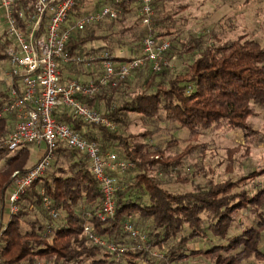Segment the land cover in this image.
I'll return each mask as SVG.
<instances>
[{
  "label": "trees",
  "instance_id": "1",
  "mask_svg": "<svg viewBox=\"0 0 264 264\" xmlns=\"http://www.w3.org/2000/svg\"><path fill=\"white\" fill-rule=\"evenodd\" d=\"M32 1L23 0V3L31 6ZM89 2L76 0L67 23L71 24L82 12L94 11L103 4L114 7L117 14L115 18H102L74 32L65 43L70 61L76 55L109 52L113 48L110 41L114 35L117 36L115 45L122 47L123 35L134 26L132 21V25L114 29L128 16L132 5L138 8L136 0H93L91 10L82 9ZM151 6L153 14L149 25H143L138 14L137 21L145 29L131 34L126 43H140L146 34L157 38L169 35L176 21L173 16L183 8L179 5L170 15L162 13L161 0H151ZM208 34L209 38L216 40L214 33ZM95 40H100L102 45L87 46ZM6 42L2 29L0 58H5L3 49ZM139 43H135L137 49L134 53ZM179 48L184 54H195L183 72L169 75V68L158 72L141 68L116 80L113 85L100 87L91 99L79 98L92 109H95L96 101L103 100L105 111L101 114L114 122L112 131L85 123L64 108L54 110L56 121L94 141L101 154L112 152L116 158L131 164L134 174L121 182L118 175L128 167L123 171L109 172L117 186L113 194L114 212L101 219L96 215L100 208V195L97 181L89 169V159L84 154L57 145L53 156L69 155L66 167H58L27 186L18 197L16 212L0 221V264H30L41 259L58 264H122V261L124 264H166L184 262L187 258H202L209 264H241L253 258L256 263L250 264H264V186L252 193L243 187L246 180L264 174V167L234 179L219 182L206 179L202 185L194 183L191 190L173 193L167 191L149 171L156 168L158 172H172L176 179L181 180L178 168L190 147L175 155H166L164 149L140 141L150 136L149 131L123 132L129 113L149 120L162 114L165 121L184 128L190 138L212 127L224 126L238 130L245 141L259 139L260 132L248 118L255 116V106H264V47L257 40L243 35L214 43H205L203 35H198L181 41ZM171 52L170 45L166 56L170 57ZM125 58L117 57L116 61ZM72 64L69 63L68 67ZM91 74L95 80L98 71ZM132 75H146L142 77L143 88L114 104L113 95L128 88V78ZM64 76L74 78L68 74ZM151 86L154 89L149 91ZM4 101L3 91L0 92V106ZM12 120V113L0 115V156L5 152L2 141L13 125ZM175 143V139H170L165 148L169 149ZM29 145L32 144L14 150L3 159L0 206L9 188L11 173L24 171L31 165L27 164ZM52 159L51 167L54 164ZM40 189L50 199L51 207L58 211L56 218H49L41 207ZM241 210L252 214L254 219L251 224L239 228L237 216ZM125 223L145 234L143 244L124 232ZM86 224L91 226L94 234L121 250L109 251L91 243L83 233ZM137 243L139 247H136ZM193 243L198 247H192ZM153 250L160 254L159 259L151 256Z\"/></svg>",
  "mask_w": 264,
  "mask_h": 264
},
{
  "label": "built area",
  "instance_id": "2",
  "mask_svg": "<svg viewBox=\"0 0 264 264\" xmlns=\"http://www.w3.org/2000/svg\"><path fill=\"white\" fill-rule=\"evenodd\" d=\"M75 1L33 0L29 6L23 0H0L3 31L7 41L3 53L8 63L1 80L5 93L1 110L12 113L14 117L13 126L5 135L2 145L8 152H13L26 144H45V148L29 167L24 171L12 172L6 197L8 215L16 212V202L25 188L49 170L54 148L60 145L84 154L89 159V169L97 181L100 195V208L96 215L101 219L111 216L114 212L113 194L117 186L109 172L123 171L130 164L116 158L112 152L101 154L94 141L82 137L67 124L56 121L53 112L61 107L85 123L100 125L112 131L115 129L114 122L88 107L79 98L91 99L100 87L113 85L116 80L127 77L137 69L147 68L158 72L163 68H171L173 56H166L169 41L149 34L141 38L137 52L122 61H116L122 55L108 51L97 55H76L70 61L65 50L68 38L85 25L105 17L115 18L117 14L114 7L103 4L94 11L82 12L68 24L67 18ZM136 1L140 21L148 26L153 14L151 0ZM69 63L94 66L98 71L96 79L79 81L66 78L62 73L67 70ZM39 195L41 207L48 217L56 218L58 211L51 207L50 199L43 189L39 190ZM123 226L124 232L139 244L145 242V234L129 223ZM83 233L91 243L113 249L111 243L92 232L89 224L83 226ZM138 243L136 247H139ZM30 264L58 263L41 259Z\"/></svg>",
  "mask_w": 264,
  "mask_h": 264
},
{
  "label": "rangeland",
  "instance_id": "3",
  "mask_svg": "<svg viewBox=\"0 0 264 264\" xmlns=\"http://www.w3.org/2000/svg\"><path fill=\"white\" fill-rule=\"evenodd\" d=\"M92 1L90 0L85 9H92ZM161 5L162 13H168L170 15L179 5L183 6L182 10L173 16L176 18V21L170 30V34L164 37L171 45L172 52L169 54L173 56L171 68L168 71L169 75L183 72L187 64L195 56V54H184L179 48L181 41H185L189 36L203 35L205 43H214L216 40L224 41L243 35L247 38L257 40L264 47V0H161ZM138 14L137 6L132 5L128 16L125 17L122 23L116 25L115 30L121 26L132 25L130 23L134 21V26H132L129 33L123 35L122 39L124 43L122 47L115 45L114 39L117 36H112L113 39L110 41V45L113 48L109 51L110 53L123 55L125 49H132V51L137 49L134 46L135 43L138 45L139 41H134L130 44L126 42H128L131 34H138L145 29L137 21ZM3 26L2 11L0 9V34L2 33ZM209 32L215 34L216 40L209 38ZM99 45H102L100 40L87 43L89 47H97ZM7 67L8 63L6 59L0 58V92L4 91V85L1 80ZM69 67L70 70H65L63 74L74 77V64ZM142 77H146V75H132L129 77L128 88L119 90L113 95L114 104H118L122 100L128 99L135 92L140 91L143 88L141 83L144 78ZM153 89L154 87L151 86L148 90L151 91ZM106 93L109 94V91ZM2 106L3 103L0 106V115H5L6 113L1 110ZM95 110L100 113L105 111L103 100L95 102ZM255 111V116L249 117L248 121L260 132L261 136L258 140L250 142L245 141L238 130H230L224 126L212 127L190 138L184 128H179L177 124L165 121L162 118V114L159 118L149 120L138 114L129 113L126 116V126L123 132L136 134L149 131L150 136L140 141H144L152 147L164 149L166 155H175L190 147V151L182 156L181 165L178 168L179 175L182 178L181 180L176 179L172 172L162 173L158 172L156 168L149 171V174L156 177L167 191L173 193L182 192L191 190L193 184L196 182L202 185L206 179H210L213 182L223 181L227 178L234 179L241 175L246 176L249 171L264 167V106H255ZM170 139H175L176 143L173 147L166 149L165 144ZM44 148V142H41L38 147L29 145L27 164L33 163L38 152ZM4 151V154L0 156V168L4 157L12 153L6 149ZM66 165V162L54 161L52 167L50 166L45 174L55 171L58 167L65 168ZM128 168L127 171L118 175V178L120 177L119 179H122L121 182L133 176L134 171L131 168V164ZM263 186L264 174H261L256 178L246 180L243 187L248 189L249 193H252L254 189ZM8 191L9 188H7L3 204L0 206V221H4L8 217V209L6 207ZM35 215L37 216V214ZM237 217V225L239 228L242 225L251 224L254 219L252 214L243 210L238 213ZM191 246L198 247V244L193 243ZM107 250L120 251L121 248L113 245V249ZM153 253L159 254L153 250L150 252L152 257L155 259L160 258V256L154 255ZM250 263H256V261L253 258H249L241 264ZM122 264H124L123 261ZM166 264H209V262L202 258H187L184 262Z\"/></svg>",
  "mask_w": 264,
  "mask_h": 264
},
{
  "label": "crops",
  "instance_id": "4",
  "mask_svg": "<svg viewBox=\"0 0 264 264\" xmlns=\"http://www.w3.org/2000/svg\"><path fill=\"white\" fill-rule=\"evenodd\" d=\"M87 5H88V3L83 8L85 9L87 7ZM91 7H92V5H91ZM134 51H132V49H129V50H126L125 49V51H123L124 53H123L122 56H131V55H134L137 52L136 51L134 53ZM95 71H96V69L94 68V66L86 67L84 65L74 64V79H77L79 81H85L88 78H91V76H90V75H92L91 72H95ZM39 145L40 144L35 145V146L38 147ZM40 153H41V151L38 152L36 159L38 158V156L40 155ZM52 160H53V162L54 161H59V162H66V163H68V161H69V155H67V154L66 155L65 154L54 155Z\"/></svg>",
  "mask_w": 264,
  "mask_h": 264
}]
</instances>
